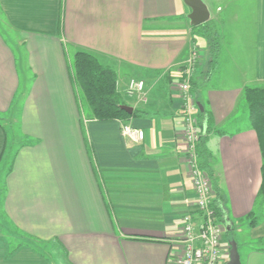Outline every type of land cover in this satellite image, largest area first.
<instances>
[{
  "label": "crops",
  "instance_id": "0c3cea01",
  "mask_svg": "<svg viewBox=\"0 0 264 264\" xmlns=\"http://www.w3.org/2000/svg\"><path fill=\"white\" fill-rule=\"evenodd\" d=\"M201 1L219 38L213 70L183 0H0V117L20 121L22 135L0 195L21 239L0 232V264H168L183 244V215L195 213L177 87L193 46L201 89L191 94L212 117L205 148L214 188L245 247L241 264H264V218L243 223L261 185L243 90L264 87V0ZM68 50L116 72L125 105L139 112L126 123L144 132L141 143L122 137L123 122L80 112ZM18 67L33 82L12 109ZM131 78L145 83L139 97L124 96ZM7 146L0 124V165L10 162Z\"/></svg>",
  "mask_w": 264,
  "mask_h": 264
},
{
  "label": "trees",
  "instance_id": "16d2710c",
  "mask_svg": "<svg viewBox=\"0 0 264 264\" xmlns=\"http://www.w3.org/2000/svg\"><path fill=\"white\" fill-rule=\"evenodd\" d=\"M192 30L194 35L201 36L206 40L208 45V66L209 70H213L217 63L219 52L218 35L209 23L192 27ZM71 78L80 88L93 120L100 122L117 120L124 123L138 116V111H133L131 115H128L121 110V106H124L125 103L117 91L116 72L110 66L102 64L93 54L85 51H77L73 54V73ZM194 88L195 83L191 79V93ZM243 96L247 107L249 126L256 134L262 158L261 185L254 203V212L246 216L248 227L254 228L264 218V214L261 217L256 214L264 206V87H245ZM195 103L197 102L195 101ZM197 128L200 133L198 142L195 145L198 166L210 178L212 190L215 192V197L210 202V207L216 219L223 224H227L229 221L226 210L223 207V199L214 188L210 155L205 148L207 134H210L212 130V117L204 109L203 112L198 110ZM229 232H232V228ZM260 243L263 248L264 242L260 241Z\"/></svg>",
  "mask_w": 264,
  "mask_h": 264
},
{
  "label": "built area",
  "instance_id": "2783aa9c",
  "mask_svg": "<svg viewBox=\"0 0 264 264\" xmlns=\"http://www.w3.org/2000/svg\"><path fill=\"white\" fill-rule=\"evenodd\" d=\"M200 54L193 46L186 63L180 69L178 91L184 119L185 160L191 171V179L195 192V213H187L181 219V234L183 244L175 251L168 264H226L229 250L223 246L222 237L226 231L225 224L219 222L210 207L212 187L208 175L199 168L195 145L199 139L197 128L198 107L190 92L195 65L199 62ZM145 92L142 80L131 78L127 81L124 96L136 98ZM121 135L132 143H141L144 132L126 122L120 126Z\"/></svg>",
  "mask_w": 264,
  "mask_h": 264
},
{
  "label": "rangeland",
  "instance_id": "374dc122",
  "mask_svg": "<svg viewBox=\"0 0 264 264\" xmlns=\"http://www.w3.org/2000/svg\"><path fill=\"white\" fill-rule=\"evenodd\" d=\"M4 29H5V24H4L3 20H2L1 13H0V32H2ZM66 54H67V60L69 61V67H68L69 70L68 69L67 70H68V73H69V78L72 80L71 76H72V73H73V54L69 50L66 51ZM199 54H200V52H199ZM198 63L199 62H197L195 67L198 66ZM181 67L183 68L185 66H181ZM18 74H19V78H20V87L18 89V92H17V94L15 96V99H14V102L12 104V109L17 105L18 98L23 93L25 88L28 89V87H26V85L28 84V86H30L32 84V82H33L32 73H30L29 71H24V68H23V70H22V68H19ZM177 81L180 82L181 80L179 79ZM73 87L75 88V92L77 94V100H78L77 102H78V105H80V112H81V108H82V112L83 113L90 114V109L88 108V106L86 104V101H85V99L83 97V94H82L80 88L74 82H73ZM200 89H201V86L199 84H197L196 88L194 90V93H193L195 98L198 96ZM80 115H81V113H80ZM9 117L10 116H6V117L3 116L4 119L3 118L1 119V117H0V124L5 128V130H6L7 134H8V146L6 148L5 153L7 155V158L9 156L8 160H10V162L8 161L9 164H7V162L4 161L0 165V195H1V190L3 189V185H4L6 174L9 171V168L11 166V160L13 159V158L11 159V156H12L11 148L17 142V139L22 136L21 135L20 121L17 122V123H13V121H11ZM17 119H19V117ZM15 148H17L16 145H15ZM256 214L258 215V217H261V215L264 214V206H262L261 210H258ZM246 222H248V221H243V223H246ZM7 224L8 223H7L6 219L3 217L2 213H1V210H0V226L3 227V228H1L0 232L5 234V235H9V238L10 237L11 238L14 237L16 239H21L20 235H18V232L14 231ZM225 226H226V224H225ZM230 241H235L236 242V244L238 246L237 250H238L239 256L240 255L243 256V253L245 251V247L241 243V238L240 237L237 238L236 235H234L232 232L225 231L224 234H223V237H222V242H223V246L227 250H229L228 242H230ZM51 250L52 249L47 248V251L52 252ZM57 251H58V249H57Z\"/></svg>",
  "mask_w": 264,
  "mask_h": 264
},
{
  "label": "water",
  "instance_id": "95a60500",
  "mask_svg": "<svg viewBox=\"0 0 264 264\" xmlns=\"http://www.w3.org/2000/svg\"><path fill=\"white\" fill-rule=\"evenodd\" d=\"M184 3L191 9V14L189 16L190 25L196 27L204 24L209 19V12L201 0H183ZM199 112H203V108L199 103H196ZM121 110L131 115L133 109L129 106H121ZM226 231L231 230V226L226 224ZM229 245V258L226 264H241L240 256L237 250V244L235 241L228 242Z\"/></svg>",
  "mask_w": 264,
  "mask_h": 264
}]
</instances>
